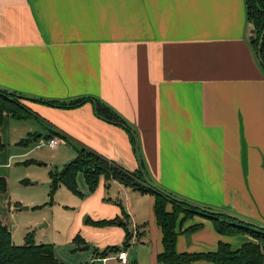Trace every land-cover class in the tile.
Here are the masks:
<instances>
[{
  "label": "crops",
  "instance_id": "crops-1",
  "mask_svg": "<svg viewBox=\"0 0 264 264\" xmlns=\"http://www.w3.org/2000/svg\"><path fill=\"white\" fill-rule=\"evenodd\" d=\"M251 28L245 0H0V89L21 96L28 109L24 118L3 114L0 142L14 147L49 135L75 155L85 146L127 171L142 169L151 184L182 201L264 227V72ZM80 97L103 102L126 127L99 117L91 101L45 102ZM27 118L42 132L18 130ZM2 149L5 178L2 165L27 152ZM79 173L81 195L64 242L76 247L79 235L84 244L74 254L93 248L83 264H120L119 250L97 251L124 246L127 264H162L154 197L104 177L89 191ZM5 192L0 197L10 204ZM207 219L181 223L177 252L214 251L220 240L240 245ZM196 223L201 228L186 245L184 230ZM28 225L26 234L37 231V222Z\"/></svg>",
  "mask_w": 264,
  "mask_h": 264
},
{
  "label": "trees",
  "instance_id": "trees-1",
  "mask_svg": "<svg viewBox=\"0 0 264 264\" xmlns=\"http://www.w3.org/2000/svg\"><path fill=\"white\" fill-rule=\"evenodd\" d=\"M246 15L251 27L255 30L253 39L250 40L256 58L264 72V0H245ZM15 93L0 89V125L3 114L8 113L15 118H24L27 112L23 107L9 99ZM21 97V96H19ZM86 101L94 104L96 114L110 122L126 127L125 122L113 112L107 105L98 99L88 97L76 98L68 104L56 100H47V104L59 106H76ZM57 134V133H56ZM39 135H32L29 139L35 140ZM50 137L49 135L45 136ZM135 144V138H131ZM29 141V140H28ZM23 143H27L23 141ZM3 144L0 142V150ZM82 172L89 191H93L98 184L100 177L115 180L124 186L132 187L142 193H149L154 197L153 213L156 223L161 229L163 250L157 255V261L162 264H193L195 261H209L213 264H263L264 262V228L253 226L248 228L242 224V220L237 217L222 213H211L205 208L182 201L175 195L166 192L151 184L145 178V172L139 169L130 172L118 166L114 162L102 157L91 149L82 146L77 149L76 156L67 162L60 171L50 172L49 193L55 191L59 185L65 186L70 192L80 196L77 189L76 175ZM7 182L4 177H0V192H5ZM169 206V208H168ZM194 215H200L212 220L215 230L219 234H228L246 230L256 242H246L239 247L232 249L226 242L219 241L214 251L198 252H177L176 239L179 226L182 222ZM115 220L91 221L94 224L103 225L113 223ZM200 227L199 223L188 226L184 231H192ZM130 233V232H129ZM126 231V236L129 234ZM73 241L82 244L79 236H75ZM119 250V247H109L97 255L104 256L110 251ZM0 264H61L53 252L52 244H35L27 234L24 244L16 245L12 242L11 234L6 225L0 221Z\"/></svg>",
  "mask_w": 264,
  "mask_h": 264
},
{
  "label": "rangeland",
  "instance_id": "rangeland-1",
  "mask_svg": "<svg viewBox=\"0 0 264 264\" xmlns=\"http://www.w3.org/2000/svg\"><path fill=\"white\" fill-rule=\"evenodd\" d=\"M9 97L11 101H14L19 106L23 107L26 112H28L27 106L23 103L21 97H19L18 95ZM17 123H19L18 130L23 133L27 132L28 128L30 127H33L32 131L39 130V132H42L41 128L35 129L36 127H38L37 123L30 118L20 120ZM26 136L27 134H24L22 138H26ZM20 140L21 139H19V141ZM73 144L75 147H77L75 143ZM62 147L63 146L58 145L55 149H49L47 147L34 149V143L31 141L28 142L27 145L17 144L14 147L10 146L7 142L5 143L2 151L6 154H9V149L12 154H16L19 150L20 154L24 152H27V154L11 157L8 161V166L2 165L3 169L1 170H3L4 174L6 175L5 178L7 182V191L3 195H6L8 197L10 204H8L7 202L3 203L2 198L0 197V218L3 219L10 227L13 235V241L16 245L24 244V240L27 235L26 231H24L26 230V228L24 227L28 224H31L28 226H32L33 222H37V231L31 229L27 230V232L29 231L30 236L35 244H52L55 256L62 262L66 264H83L85 263V259L83 256L85 254H91L93 248H91L88 253H80L79 251H77L74 254L73 251L75 252L78 249L77 247L81 246V244H77L73 241V243L76 244V247H73L70 244L64 242V225L66 221H68L69 219H73L72 206H76V195L70 192L63 185H59L52 193V195H50L49 193V186L51 182L50 172L61 170L67 162H69L76 156L75 153L73 154V152H71L69 149H65L64 147ZM27 160L33 161L29 163H23ZM78 176L80 177L81 174L79 173ZM146 180L148 179L146 178ZM19 204H21V206L29 205L30 207L27 210H20ZM9 207H11V210H9ZM201 207L205 208V210L210 211L211 213L228 214L227 212L220 211L215 208H206L203 206ZM12 212L16 214L14 219L10 217ZM228 215L234 217V215L232 214ZM239 219L242 220V224L248 228H253V226H256L252 221L244 220L242 218ZM41 220L42 222L43 220H45L46 222L49 221L51 223V226L47 228L40 227L39 224L41 223L38 222H40ZM207 220H209L212 224L211 219ZM32 228L35 229V226L33 225ZM124 228L129 229V225L125 224ZM200 228L188 231L183 236L184 243L186 245L192 242V233ZM261 228L264 227L262 226ZM223 236L231 238L230 240H234L235 238L239 239L240 245L246 242H253L254 239L246 230L223 234ZM245 239L248 240L243 241ZM222 242L228 243L232 249L240 246L239 245L235 247L232 242L230 243L228 241L222 240ZM123 248H125V246ZM123 248H119V251L124 250ZM101 251H97V253H100ZM93 252L95 251L93 250Z\"/></svg>",
  "mask_w": 264,
  "mask_h": 264
},
{
  "label": "built area",
  "instance_id": "built-area-1",
  "mask_svg": "<svg viewBox=\"0 0 264 264\" xmlns=\"http://www.w3.org/2000/svg\"><path fill=\"white\" fill-rule=\"evenodd\" d=\"M59 144V139L56 137H38L35 139L34 147L36 149L47 147L49 149H55ZM126 251L121 250L117 254V258L120 262V264H127L128 261L126 259Z\"/></svg>",
  "mask_w": 264,
  "mask_h": 264
},
{
  "label": "water",
  "instance_id": "water-1",
  "mask_svg": "<svg viewBox=\"0 0 264 264\" xmlns=\"http://www.w3.org/2000/svg\"><path fill=\"white\" fill-rule=\"evenodd\" d=\"M250 36H249V39L251 40V39H253V37H254V33H255V30L253 29V28H251L250 29ZM27 207L26 206H22V209H26ZM200 208H202V207H200ZM210 212V211H209ZM87 248V247H86Z\"/></svg>",
  "mask_w": 264,
  "mask_h": 264
}]
</instances>
